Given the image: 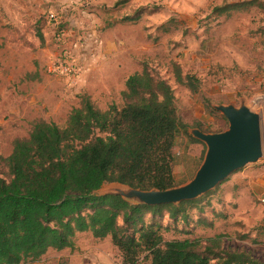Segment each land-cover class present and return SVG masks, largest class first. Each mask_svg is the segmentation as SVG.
Wrapping results in <instances>:
<instances>
[{"label":"rangeland","instance_id":"obj_1","mask_svg":"<svg viewBox=\"0 0 264 264\" xmlns=\"http://www.w3.org/2000/svg\"><path fill=\"white\" fill-rule=\"evenodd\" d=\"M241 1L0 0V158L10 154L15 139L29 136L37 120L64 126L83 95L102 110L121 104L126 78L147 66L172 85L188 125L173 149L179 186L194 176L206 151L190 130H225L228 121L214 106L244 100L260 115L263 155L240 168L241 191L222 197L219 183L193 199L199 200L188 209L187 223L164 216L169 228L161 232L164 240L221 234L225 247L264 260V0L228 15L217 9ZM67 61L79 68L76 79L60 72ZM173 63L201 78L197 92L175 82ZM5 170L0 160V175ZM120 185L104 183L96 194ZM199 218L213 225L197 224ZM79 236L75 251H51L22 264H122L109 237Z\"/></svg>","mask_w":264,"mask_h":264},{"label":"trees","instance_id":"obj_2","mask_svg":"<svg viewBox=\"0 0 264 264\" xmlns=\"http://www.w3.org/2000/svg\"><path fill=\"white\" fill-rule=\"evenodd\" d=\"M258 3L242 0L217 9L228 15ZM172 67L177 84L199 90L201 78ZM124 86L121 104L102 110L83 95L64 126L37 120L29 136L15 139L10 154L0 158L6 169L0 175V264L36 262L49 249L73 250L77 235L87 232L109 237L122 264H264L247 250L225 247L221 234L164 240V216L187 223L188 209L199 199L147 205L95 193L113 182L142 190L176 186L173 149L188 125L172 85L144 66ZM196 223L213 225L204 218Z\"/></svg>","mask_w":264,"mask_h":264},{"label":"water","instance_id":"obj_3","mask_svg":"<svg viewBox=\"0 0 264 264\" xmlns=\"http://www.w3.org/2000/svg\"><path fill=\"white\" fill-rule=\"evenodd\" d=\"M214 107L227 119L228 127L213 133L203 132L198 128L190 130L194 138L205 144L206 151L201 164L188 182L164 190H142L125 184L119 187L107 186L104 188L106 191L98 195L116 194L135 204H177L196 199L236 170L260 159L263 155L260 115L251 110L244 100L239 106L219 104Z\"/></svg>","mask_w":264,"mask_h":264},{"label":"crops","instance_id":"obj_4","mask_svg":"<svg viewBox=\"0 0 264 264\" xmlns=\"http://www.w3.org/2000/svg\"><path fill=\"white\" fill-rule=\"evenodd\" d=\"M245 171L244 170H236L235 172H233L232 174H230L228 176L227 179L223 180L219 185V189H218V192H220L221 196L225 197V195L227 194V192L231 191L233 192L234 195H236L237 193H239L241 191V188H242V183H244V176H245ZM259 180V178L257 179V181ZM236 191V192H234ZM82 234V233H80ZM77 235L76 237V245H75V248L73 250L67 248V249H62L60 251H57V252H61V251H75L77 249V245H78V241H79V235ZM51 251H56L54 249H49L43 256L42 258L39 260H43L45 259V257L49 254V252ZM38 261V262H39ZM139 264V263H138Z\"/></svg>","mask_w":264,"mask_h":264},{"label":"built area","instance_id":"obj_5","mask_svg":"<svg viewBox=\"0 0 264 264\" xmlns=\"http://www.w3.org/2000/svg\"><path fill=\"white\" fill-rule=\"evenodd\" d=\"M51 17H54L53 14H51ZM51 69V68H50ZM60 72L70 79H76L79 74V68L72 62V61H67V64L65 67L60 68ZM264 201V199H263Z\"/></svg>","mask_w":264,"mask_h":264}]
</instances>
